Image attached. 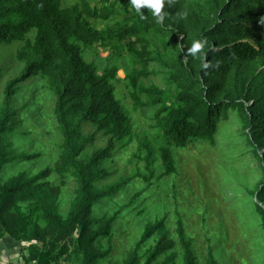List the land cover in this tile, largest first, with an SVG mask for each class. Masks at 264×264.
<instances>
[{"label": "trees", "instance_id": "obj_1", "mask_svg": "<svg viewBox=\"0 0 264 264\" xmlns=\"http://www.w3.org/2000/svg\"><path fill=\"white\" fill-rule=\"evenodd\" d=\"M128 2L80 0L64 5V0H0V46L20 44L16 57L25 64L20 74L8 81L0 107V175L4 166L16 158L8 147L7 136L17 124V111L11 101L22 83L38 78L55 97L54 113L62 138L54 169L46 168L31 177L22 172L5 185L0 184V237L8 233L15 243L47 244L48 229L39 224L43 220L54 243L69 245L79 232L83 264H96L110 254L111 249L99 251L95 244L101 238L111 240L112 220L93 229V209L126 180L97 187V182L109 174L99 171L96 161L102 163L111 153L104 149L93 160H79L94 140L85 133L83 124H90L98 135L116 144L132 141L136 133L130 114L116 96L119 68L110 64L100 72V66L85 57L86 49L96 44L110 50L109 63L125 52L133 57V66L125 77L131 97L137 107H156V140L160 147L150 140H139L148 172V176H139L146 182L156 177L158 159L164 168L159 178L177 172L174 148L185 149L201 140L215 144L221 121L230 108L237 111L241 124L251 129L248 141H259L257 145L264 147V0H172L171 8L166 5L165 9L170 15L161 22L147 8L142 9L146 19H140L135 11H128ZM178 10H186L188 15L181 19L175 15ZM179 37L183 49H179ZM199 38L207 41L202 50L205 56L198 63L191 56L192 63L185 62L187 47ZM153 65L160 70H151ZM164 71L177 88L170 105L164 89L144 84ZM227 91L231 96L223 98ZM232 96V102L226 100H232ZM19 157L35 160L41 153H22ZM54 173L63 179L71 175L79 183L66 217L59 212L60 189L48 187ZM257 199L264 204L263 190ZM19 203H32L33 208L14 215L10 209ZM257 209L264 217V208L257 205ZM166 224V217L148 223L134 253L123 264H140L137 251ZM178 235L184 264H196L182 222ZM175 245L176 241L164 235L148 251L145 264H157L158 258ZM48 258L40 259V263L52 264ZM175 260L172 254L164 264ZM207 264H218L213 253H209Z\"/></svg>", "mask_w": 264, "mask_h": 264}, {"label": "rangeland", "instance_id": "obj_2", "mask_svg": "<svg viewBox=\"0 0 264 264\" xmlns=\"http://www.w3.org/2000/svg\"><path fill=\"white\" fill-rule=\"evenodd\" d=\"M80 0H64L71 5ZM103 26V25H100ZM179 49L184 45L180 44ZM20 44L0 46V107L5 101V88L8 81L17 77L25 64L17 60L16 52ZM214 47L212 46L211 49ZM193 62L205 56L202 51ZM88 60L100 66V72L110 64L119 68L116 81V96L130 114L135 127V137L124 144H116L110 138L97 134L95 128L84 123V131L93 137L79 160H93L102 150L109 149L110 157L100 163L99 171L108 177L97 182V187L123 184L108 198L94 206L92 228L112 220L111 240L99 239L95 246L99 251L111 249L110 254L96 264H123L134 253L145 226L164 217L165 228L159 231L143 249L137 251L145 264L148 251L163 238L176 241V245L165 255L158 258L157 264H164L170 255L176 260L169 264H184V249L179 235V222L183 223L186 238L191 241L196 264H207L209 253L218 264H264V217L257 205L264 204L257 194L264 191V147L251 144V129L241 124L237 111L230 108L222 119L216 143L201 140L185 149L174 148L178 170L172 176L159 178L164 172L161 160L156 162V177L146 182L141 176H148L145 168V152L140 153L139 140H150L156 147L159 130L155 126V106L137 107L131 97V88L125 80L133 66V57L125 52L119 59L109 63L110 50L96 44L85 51ZM185 62L192 63L189 56ZM257 71L260 65L256 66ZM151 70H160L153 65ZM147 86L155 84L167 92L169 105L177 92L166 71L151 76L144 81ZM247 87L245 88V93ZM231 96L226 92L222 97ZM146 101V98H143ZM226 98L227 101H233ZM55 97L45 88L38 78L21 84L11 104L17 111L16 125L7 136V143L16 158L4 166L0 184L5 185L12 177L25 172L34 176L46 168H53L61 154V134L54 113ZM250 105V103H248ZM256 139V138H255ZM262 148V149H261ZM22 153H41L35 160H23ZM49 188L60 189L59 212L66 217L76 197L79 183L71 175L63 179L54 173ZM32 203L14 205L10 209L14 215L32 210ZM34 212L37 215L38 212ZM13 219V217L11 218ZM9 219L8 221H11ZM35 216L30 219L31 225ZM40 225L48 229L47 244L36 242L15 243L8 233L0 237V264H42L40 259L51 260L52 264H83L84 250L81 249L79 232L73 236L69 245L52 242L50 228L41 220ZM47 261V260H46ZM46 261L44 263H46Z\"/></svg>", "mask_w": 264, "mask_h": 264}, {"label": "clouds", "instance_id": "obj_3", "mask_svg": "<svg viewBox=\"0 0 264 264\" xmlns=\"http://www.w3.org/2000/svg\"><path fill=\"white\" fill-rule=\"evenodd\" d=\"M171 8L172 0H129L127 8L128 11H135L140 17V19H146V15L142 12L143 8H147L151 11L152 16L157 20V22L164 21L165 17L169 16V12L166 9ZM179 18H184L188 15L186 10H178L175 13ZM207 43L205 38L193 39L191 46L187 47V55L195 57L197 54H202V50Z\"/></svg>", "mask_w": 264, "mask_h": 264}]
</instances>
